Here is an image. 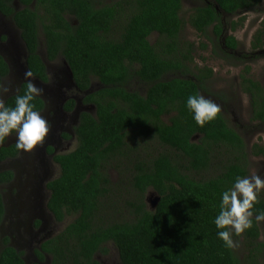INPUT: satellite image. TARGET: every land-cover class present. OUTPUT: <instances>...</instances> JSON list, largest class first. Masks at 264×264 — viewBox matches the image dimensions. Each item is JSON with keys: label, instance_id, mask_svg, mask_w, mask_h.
Listing matches in <instances>:
<instances>
[{"label": "trees", "instance_id": "obj_1", "mask_svg": "<svg viewBox=\"0 0 264 264\" xmlns=\"http://www.w3.org/2000/svg\"><path fill=\"white\" fill-rule=\"evenodd\" d=\"M14 1L0 0V13L19 29L27 52L25 63L34 76L46 81L45 64L37 52L41 35L46 59L54 61L61 56L80 91H87L95 81L100 84L84 94L82 104L92 105L94 112L80 113L74 129L76 146L54 155L59 174L46 184V206L54 220L74 217L59 233L42 242L35 251L38 262L30 264L44 261L45 254L50 264H100L94 256L107 242L116 245L120 264H241L234 250L225 248L217 237L213 221L221 191L230 188L236 176L247 174V146L221 112L201 127L186 108L189 95L209 92L207 80L212 69L190 68L193 44L180 37L185 25L180 15L182 0H114L107 4L97 0H17L19 7ZM260 2L213 0L194 7L187 22L220 45L221 14L249 10ZM242 22L240 18L238 25ZM115 26L118 32L114 36ZM210 27L214 40L208 35ZM236 27L231 21L230 29ZM153 33L157 37L151 43ZM237 44L235 36L226 35L219 51L231 57L227 53ZM263 45L264 17L251 48ZM213 50L216 52L215 47ZM249 70L246 67L245 74L240 75V84L249 96L251 119L264 122V88L248 77ZM7 73L8 64L0 54V78ZM168 74L174 76L164 77ZM133 79L144 84L143 93L129 87ZM27 84L21 83L6 97V106H14L16 96L24 94ZM33 103L35 110L43 108L41 98L36 97ZM73 106V99H68L64 109L71 111ZM130 136L135 143L136 139L141 141L137 143L141 148L148 137L171 152L157 151L146 157L137 154L131 171L135 197L129 202L133 217L103 224L97 215L108 192L104 166L123 156ZM16 152V144L2 145L0 160ZM221 156L217 172L201 177L209 171L211 161ZM11 178L10 170L0 171V184ZM148 190L157 197L153 209L145 203ZM259 199L255 207L264 211V195ZM3 215L0 192V223ZM242 236L248 251L243 264H258L264 242L259 241L254 217L253 227ZM0 242V264H25L21 253L6 239Z\"/></svg>", "mask_w": 264, "mask_h": 264}, {"label": "rangeland", "instance_id": "obj_2", "mask_svg": "<svg viewBox=\"0 0 264 264\" xmlns=\"http://www.w3.org/2000/svg\"><path fill=\"white\" fill-rule=\"evenodd\" d=\"M114 0H97L98 3L107 4ZM213 0H182L180 11L181 17L185 20V25L181 31L180 37L182 40L193 44V61L190 65L191 70L197 68L209 67L212 69V76L207 80L209 92L202 91L206 99L215 102L221 109V113L227 118L229 124L237 130L243 137L248 152V169L245 177L259 175L264 178V122L253 121L251 119V107L249 96L245 93L240 84V75L245 74V68L249 67L248 77L259 82L264 88V45L260 49L253 50L251 42L256 30L260 27V22L264 17V0L255 8L239 11L235 14H221L223 22V37L226 35L235 36L238 41L237 48L230 51L231 57H227L223 52L219 51L221 45L211 41L200 33L196 32L187 22L192 9L204 3H210ZM14 4L18 7V2ZM240 18H243L242 24L238 25ZM72 21L73 18L69 17ZM236 23V29H230V23ZM117 26L113 28L114 36L117 34ZM209 38L214 40V35L211 32V27L208 29ZM157 34L153 33L149 40L153 43L156 40ZM39 54L44 60L46 68L52 76L55 74L60 77V86L55 84L56 80H48L47 83L33 81V83L43 89L44 101L48 102L46 110L41 111V115L50 122V131L42 145H38L32 151H24V155L19 156L18 160H10L0 163V170L10 169L14 172V180L9 184L1 185V193L5 206V216L0 226V235L7 239L8 244L19 251H23V258L26 264L36 261L33 250L36 248L38 239H48L59 233L65 225L73 219V215L66 216L61 222H56L47 209L46 203L49 196V191L46 184L49 180L55 178L59 174V167L52 160V156L47 152L48 146L53 147L55 153H66L71 151L76 146V138L72 135L74 126L77 124L78 114L82 110L94 112L93 106L83 105L81 98L83 92L75 88H68L66 81V68L64 59L59 56L54 62H49L45 57V48L42 44V36L40 35ZM204 44L206 47L202 48ZM215 47V51L213 48ZM0 54L4 57L9 68V74L2 81V85L9 89L8 92L0 95V100H5L6 97L14 93L19 85L25 80L24 66V48L19 36L17 28L13 25L10 18H5L0 14ZM50 74V76H51ZM177 75V74H175ZM168 74L164 77H172ZM22 78V80H21ZM29 79V78H28ZM129 84L131 89L144 92L146 89L144 84L133 79ZM52 84L53 89L59 88L58 98L47 97L45 88ZM59 84V82L57 83ZM100 87L98 82H93L90 90H95ZM52 89V90H53ZM51 90V91H52ZM61 97V100H60ZM66 97L73 98L76 101L73 111L66 112L65 109H59L60 104L66 103ZM66 99V100H65ZM54 104H51L53 103ZM52 110L57 111L60 115L59 128L53 122ZM167 119V117H165ZM64 133H70L72 136L66 138ZM131 140V136L127 138V147L123 156H118L105 164L104 171L109 178L108 192L101 200V206L97 215L98 220L103 224L112 223L115 221H129L133 217L132 207L129 202H132L135 197V192L131 183V171L134 170L132 163L137 154L142 157L153 155L157 151H170L165 145H161L156 140L145 137L142 141L143 148L137 143L141 142L138 139ZM9 141L16 143L15 134L9 137ZM135 147L137 149H135ZM261 149V151H260ZM220 159L211 161L209 171L203 173L201 177L206 178L214 175L217 172V166L220 164ZM200 177V174H196ZM33 183H39L41 196L35 200L33 196L35 192ZM261 195H264L262 193ZM154 193L148 190L145 194V203L148 209L154 201ZM24 200L31 204V210H24L20 201ZM37 204V208L33 206ZM37 223H39L37 225ZM259 241L264 242V223L259 222ZM20 233V235H19ZM21 236V238H18ZM10 238V241L8 240ZM18 238V239H17ZM238 241V247L233 249L241 264L245 263L244 259L247 255V247L245 238L241 235L234 237ZM22 244L26 246L22 247ZM105 249L95 253V258L100 264H120L117 247L113 242H107L103 245ZM39 264H50L49 255L45 256V260ZM258 264H264V247L259 253Z\"/></svg>", "mask_w": 264, "mask_h": 264}, {"label": "clouds", "instance_id": "obj_3", "mask_svg": "<svg viewBox=\"0 0 264 264\" xmlns=\"http://www.w3.org/2000/svg\"><path fill=\"white\" fill-rule=\"evenodd\" d=\"M24 75L29 82L24 94L16 96L14 106H6L0 100V142L15 133L16 148L28 152L42 145L50 131V122L35 110L36 105L33 103L36 97L42 96L43 89L28 79L33 76L31 71ZM8 91L7 87L0 84V95ZM186 108L201 127L214 121L221 111L215 102L199 94L187 97ZM262 193L264 178L259 175L236 176L232 186L221 191L219 204L214 205L218 206L219 211L213 222L217 229L216 235L223 241L225 248L238 247L234 237L241 236L253 227V217L257 223L264 222V211L255 207L260 203Z\"/></svg>", "mask_w": 264, "mask_h": 264}, {"label": "flooded vegetation", "instance_id": "obj_4", "mask_svg": "<svg viewBox=\"0 0 264 264\" xmlns=\"http://www.w3.org/2000/svg\"><path fill=\"white\" fill-rule=\"evenodd\" d=\"M17 1V0H16ZM15 2V1H14ZM18 2V1H17ZM14 4V3H13ZM19 5V4H18ZM14 6L15 7H17L15 4H14ZM19 7V6H18ZM1 14V13H0ZM2 16H4L5 18H9V17H6L5 15H3V14H1ZM67 18H69V17H67ZM12 21V20H11ZM12 23H13V21H12ZM13 25H14V23H13ZM15 26V25H14ZM16 27V26H15ZM17 28V27H16ZM17 31L19 32V29L17 28ZM20 36V35H19ZM21 39V38H20ZM22 41V40H21ZM22 45H23V48H24V53H25V55H24V63H25V59H26V56H27V52H26V49H25V46H24V44H23V41H22ZM38 54H39V49H38ZM40 55V54H39ZM2 56V55H1ZM3 57V56H2ZM40 57H41V55H40ZM46 57V56H45ZM4 58V57H3ZM41 59H42V61H43V63H44V60H43V58L41 57ZM5 60V59H4ZM6 61V60H5ZM49 61V60H48ZM54 61H56V60H54ZM54 61H49L50 63L51 62H54ZM8 64V63H7ZM26 64V63H25ZM45 64V63H44ZM9 68H10V65H8V73L6 74V75H8L9 74ZM45 72H46V81H43V79H41V78H39L38 76H32V77H30L29 79L30 80H39L38 82H41V83H43V84H45V83H47V81L48 80H56L55 81V84L59 87L60 86V78L58 77V75L57 74H55V76L53 77L52 76V74H53V72H52V74L50 73V71L46 68V65H45ZM50 74H51V76H50ZM6 75L5 76H3V77H1L0 78V84L2 83V81L4 80V79H6ZM21 80H22V78H21ZM26 80V79H25ZM23 82H26V81H23ZM22 82V83H23ZM59 82V84H57ZM51 85L52 84H49V86H47L46 88H45V93L47 92V94H48V96L47 97H51L50 95H49V93L51 92V95H53L55 98H58V90H59V88H56V89H53L52 87H51ZM92 86V85H91ZM68 88H75L76 90H78V91H80L77 87H76V85H75V83H74V85L73 84H68V86H67ZM53 89V90H52ZM52 90V91H51ZM91 90L90 89H88L87 91H81V92H83L84 94H86V93H88V92H90ZM93 91V90H92ZM84 94H83V96H84ZM9 96V95H8ZM7 96V97H8ZM83 96H82V98H81V102H82V99H83ZM39 98H41L42 100H43V108L39 111V112H41V111H43V110H46V105L48 104V102H45L44 100V97H40L39 96ZM66 99L68 100L69 98L68 97H66ZM65 99V100H66ZM70 99H73V98H70ZM60 100H61V97H60ZM66 100V101H67ZM73 101H74V106H75V104H76V101H75V99H73ZM51 104H54V102L53 103H51ZM64 105H65V102H64V104L63 103H61L60 104V108L59 109H64ZM74 106H73V109H74ZM86 106H92V105H86ZM73 109L71 110V111H73ZM93 109H94V107H93ZM71 111H66V112H71ZM82 111H84V110H82ZM81 111V112H82ZM80 112V113H81ZM90 112V111H89ZM80 113L78 114V120H77V124H78V121H79V115H80ZM52 114H53V122H55L56 124H57V127L59 128V122H60V115H58L57 114V111H55V110H52ZM57 120L59 121L58 123H57ZM76 124V125H77ZM75 125V126H76ZM75 126H74V129H75ZM73 129V132H72V135H74L75 136V138H76V133H75V130ZM13 134H15V133H13ZM65 134V136H66V138H70L72 135L70 134V133H64ZM47 138V137H46ZM45 138V139H46ZM45 141V140H44ZM43 141V142H44ZM10 144H16L15 142H12V141H9V137H7V138H5V141L3 142V143H0V146H7V145H10ZM46 150H47V152L52 156V160H53V157H54V155H56V154H59V153H55L56 151L54 150V148L53 147H50V146H48L47 148H46ZM22 155H24V151L23 150H18L17 149V152H16V154L14 155V156H8V157H5V158H3V159H1L0 160V163H2V162H6V161H10V160H14V159H19L18 157L19 156H22ZM54 161V160H53ZM54 163L55 164H57L55 161H54ZM57 166H58V164H57ZM59 167V166H58ZM4 170H10V169H4ZM4 170H0V171H4ZM11 171V173H12V178L9 180V181H7V182H4V183H1L0 184V186L1 185H5V184H9L10 182H12L13 180H14V178H15V176H14V172L12 171V170H10ZM35 188H34V190H35V192L36 193H34L33 194V196L35 197V200L36 199H38L40 196H41V191H40V188H39V183L37 184V183H33L32 184ZM0 192H1V189H0ZM1 196H2V193H1ZM2 200H3V198H2ZM20 203H21V206H22V208L24 209V210H31V204H28V203H26L24 200H21L20 201ZM4 204V203H3ZM34 208H37V204L36 205H34L33 206ZM51 214V213H50ZM4 216H5V206H4V215H3V218H4ZM54 219V218H53ZM2 222H3V220H2ZM2 222L0 223V226H1V224H2ZM57 222V221H56ZM39 223H37V225H38ZM19 235H20V233H19ZM53 237V236H52ZM2 238H4V237H2L1 235H0V239H2ZM18 238H21V236H19ZM17 238V239H18ZM7 240V239H6ZM8 240L10 241V238L8 237ZM46 239H44V240H41V239H38V242H37V244H36V248H34V250H33V253H34V256H35V259H37L36 261H34V262H38V258H37V256H36V253H35V251L36 250H40V246H41V244H42V242H44ZM7 243H8V241H7ZM9 245V244H8ZM3 245L1 244V242H0V248L2 247ZM11 246V245H10ZM24 246H26L25 244H22V247H24ZM13 247V246H12ZM16 249V248H15ZM17 250V249H16ZM17 251H19V250H17ZM20 253H21V256H22V258H23V251H19ZM47 254H45V256H46ZM23 260H24V258H23ZM25 262V261H24Z\"/></svg>", "mask_w": 264, "mask_h": 264}, {"label": "water", "instance_id": "obj_5", "mask_svg": "<svg viewBox=\"0 0 264 264\" xmlns=\"http://www.w3.org/2000/svg\"><path fill=\"white\" fill-rule=\"evenodd\" d=\"M64 65H65V68H66V72H65V76H66V81L69 83V84H73L74 85V81H73V77H72V73H71V70L69 68V66L67 65L66 61L64 60ZM24 66H25V69L26 71H29L26 64L24 63ZM60 78V77H59ZM26 82H29L28 80H24ZM33 81H36L38 82L39 80H31V82ZM51 84V83H50ZM156 202H157V197H155V200L153 201L152 204H150V209H153L156 205ZM26 264V263H25Z\"/></svg>", "mask_w": 264, "mask_h": 264}]
</instances>
